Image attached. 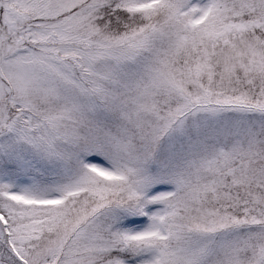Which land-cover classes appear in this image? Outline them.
I'll return each mask as SVG.
<instances>
[{
	"label": "snow or ice",
	"instance_id": "1",
	"mask_svg": "<svg viewBox=\"0 0 264 264\" xmlns=\"http://www.w3.org/2000/svg\"><path fill=\"white\" fill-rule=\"evenodd\" d=\"M0 264H264V0H0Z\"/></svg>",
	"mask_w": 264,
	"mask_h": 264
}]
</instances>
